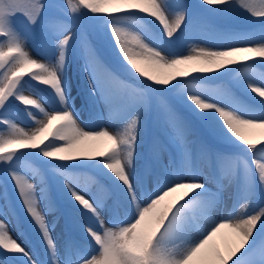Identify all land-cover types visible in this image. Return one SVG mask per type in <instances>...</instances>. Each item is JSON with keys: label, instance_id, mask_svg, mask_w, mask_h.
<instances>
[{"label": "snow or ice", "instance_id": "6c2138e0", "mask_svg": "<svg viewBox=\"0 0 264 264\" xmlns=\"http://www.w3.org/2000/svg\"><path fill=\"white\" fill-rule=\"evenodd\" d=\"M239 4L253 17L260 18L258 36L256 33L232 35L227 39L244 42L247 46H235L233 43L220 49L193 47L190 54L185 55L174 49L171 41H165L164 36L173 37L185 24L186 13L191 19L181 35H188L197 17L193 6L186 0H65L58 4L50 0H0V37H4L0 43V69L8 62L6 71L0 73L3 77L0 79V125H6L9 129L0 133V185L5 186L4 194L0 197L5 201L0 204V264H51L57 254L50 225L37 201L36 189L28 177L21 174L19 162L28 154L61 161H74L80 156H87L90 160L100 157L96 163L88 165H51L62 178V190L71 205L72 222L99 246L96 250L98 254L80 253L75 264H264V199L257 205L259 211L256 214H249L247 218L230 215L220 222L212 220L210 216L218 201V194L198 179V168L158 176L156 192L147 191L144 179H133L134 173L127 169L132 166L136 152L144 98L148 92L157 89L149 85L148 92L130 93L127 86L107 69L99 52L90 46L85 48L83 54V71L87 74L90 95L98 94L108 107L110 117L119 119L125 126L123 131L115 134L105 126H80L79 116L70 102L65 75L66 62L75 48L77 37L59 17L50 15L53 8L64 11L65 15H68L67 10L71 13H77L81 8L90 10L95 15L89 19L111 26V35L115 38L119 53L132 65L135 73L148 77L156 85L166 86L178 77H188L191 73H210L237 64V57L241 53L264 57V42H256L264 41V0H239ZM199 7L216 14L238 11L233 0H201ZM129 9H139L155 17L159 21L157 27L161 35L147 37L149 42L144 43L138 35L120 27L124 18L122 13ZM17 13H22L30 22L23 31L17 27L21 22ZM101 14H106L107 18ZM83 15L87 16V13ZM72 19L77 17L73 16ZM32 26L41 33L44 54L48 57L46 63L31 57L25 49L24 35L31 31ZM133 43L137 45L135 49L132 48ZM57 52L58 59L55 58ZM134 57L167 71L152 74L141 67ZM240 59L248 60L250 57L242 56ZM258 63L264 66V59ZM25 75L38 82L37 89L39 84L47 86L63 107L45 111L38 99L31 98L38 94L37 91H33L31 96L25 94V84L29 83L23 81ZM241 85L245 90H250L249 95L255 93L260 97L258 100L256 96L251 97L254 103L261 106L259 111L238 104H222L219 100L209 102L202 98L201 91L191 88L182 91L187 101L192 102L190 106L213 133L236 147L240 145L236 144L233 137L248 146L244 152L254 163L255 171L249 166L252 175L246 190L241 193L242 198L247 199L254 192L256 173L260 191L264 193V144L257 148L244 134L247 129L264 128V74H249L242 78ZM177 88L178 85H172V89ZM16 102L37 108L44 114V119L36 120L37 126L33 131L25 132L13 122L16 119L13 111ZM23 111L32 115L27 107ZM178 127L182 133L186 131L182 123ZM48 135L53 139L45 144ZM104 141L109 142L108 145L99 150V145ZM17 148L38 151L20 155L15 150L8 151ZM215 157L218 166L227 158L222 153H216ZM65 167L94 168L107 177L116 194L112 205L108 207L109 223L113 227H106L105 219L100 214L99 209L104 206V201L95 196L89 199L81 194L73 176L62 171ZM185 176L190 179L185 180ZM9 179L14 181L13 187L18 191L23 206L42 233L46 250L51 253L50 260L34 259L29 250L10 234L9 217L14 213L8 203L6 184ZM176 193L180 195L170 200ZM138 195L147 197L149 202L146 207L137 201ZM203 218L209 223L203 229L201 238L193 241L189 233L200 225ZM224 229L235 235L236 243L222 251L214 243V238Z\"/></svg>", "mask_w": 264, "mask_h": 264}, {"label": "rangeland", "instance_id": "374dc122", "mask_svg": "<svg viewBox=\"0 0 264 264\" xmlns=\"http://www.w3.org/2000/svg\"><path fill=\"white\" fill-rule=\"evenodd\" d=\"M191 1L199 4V6L201 4V0H186L189 4ZM233 2L238 11L225 14L231 18L228 22H224L222 15L219 16V14L206 11L205 8L207 6L205 8L193 6V11L197 18L192 22L188 35L183 37L181 35L185 30V25L189 24L191 19L190 15L186 13L185 24L181 25V28L174 33L173 37L164 36V40L171 41L172 47L183 52L185 55L190 54L193 47L220 49L233 43H235V46H247L244 42H234L227 39V37L245 33H256L258 36L260 29L252 28V26H249V23L260 20V18L253 17L250 12L243 9L239 4V0H233ZM17 15L21 21L17 27L23 31L25 26L29 25L30 22L22 13H17ZM50 15L59 17L63 24H67L77 37L75 48L66 62L65 75L69 84V97L72 108L79 116L78 123L81 127L95 125L99 128L105 126L113 134L119 132V130L123 131L124 123L115 117H110L109 109L99 95H90L89 85L86 80L87 74L83 71V54L85 48L90 46L96 49L107 69L114 73L123 85L127 86L130 93L133 91L135 93L148 92V88L137 91L131 84L119 77L88 38L80 19L73 20L72 15H65L64 11L56 8L50 10ZM122 15L124 18L119 26L138 35L144 43L149 42L147 37L161 35L160 28L157 27L159 21L150 13H144L139 9H129L122 13ZM154 20L156 23H152ZM100 28L108 37L107 42L110 48L108 56L112 60L119 58L122 62L128 63L119 53L118 46L115 44V38L111 35V26L104 25L101 22ZM3 41L4 37H0V43ZM256 42L260 43L264 41L257 40ZM24 45L31 57L40 62H48V57L40 52V50H44V43L41 33H39L35 26H32L31 31L24 35ZM136 47L137 45L133 43L132 48L135 49ZM242 56H248L250 59L241 60L240 57ZM55 58L58 59V52ZM134 59H137L141 67L152 74L167 71L157 69L136 57ZM261 59H264V57L253 53H241L237 57L239 61L237 64L228 65L223 69L210 73H195L201 79L194 80L193 78L184 77L185 79L183 81V77H178L166 86L178 85V88L173 90L175 96L191 112H195L198 117L197 111H194L193 107L190 106L192 102L187 101L186 95L182 91L185 88H191L193 91H201L203 93L202 98L207 99L209 102L219 100L222 104H238L242 107L259 111L261 106L254 103L251 97L256 96L257 100L260 97L255 93L249 95L250 90H245L242 87L241 80L249 74H256L257 76L264 74V66L258 63ZM7 66L8 62H5V66L0 69V73L6 71ZM230 69H238L239 71L230 72ZM221 73L225 74L221 75ZM2 78L0 76V79ZM179 80L183 82L179 83ZM23 81H29L24 87L25 94L31 96L33 91H37L38 94L31 96V98L38 99L45 111L51 112L56 107H63L59 104L58 97H55L52 91L47 89V86L39 84L37 89L38 82L31 80L29 75L23 77ZM16 105L13 109L16 113V119L13 122L25 132L33 131L37 126L36 120L44 119V114L39 109L32 106H25L20 102H16ZM25 107L29 109L32 115L23 111ZM200 122L204 125L207 133L202 132L196 127L190 119L178 111L162 94L156 91L148 92V95L144 98L141 126L137 132V147L136 154H134L136 167H134L135 164H132L127 171L134 173V180L135 177L144 179L148 192H156L158 190V176H163L168 172L198 168L200 170L198 179L218 194V201L210 213L212 220L222 222V218L234 215L237 212L239 214L241 213V216L256 214L259 211L257 205L261 199H264V193L260 191L258 173H256L255 180L253 181V194L247 199L241 196V193L246 190L252 175L249 171V166L253 172L255 171L254 163L249 159L247 154L245 155L237 151H230L228 148L219 147V143L228 147H236V145L225 141L219 135L213 133L205 121L201 120ZM180 123L186 128V131L183 133L178 127ZM7 131L9 129L6 125H0V133ZM244 134L246 139L257 145V148L261 144H264V128L247 129ZM52 139L48 135L44 143H50ZM233 140H236V144L242 147L244 146V148L248 147L237 140L236 137H233ZM108 143H106V146ZM106 146H101L99 150H103ZM40 147H43V145ZM20 150L19 152L29 151V149ZM186 153L188 154L187 156ZM216 153H222L227 157L219 166L215 157ZM39 158L47 161L48 169H43L38 163L29 162L28 160L27 162H23L24 164L20 167L22 169L21 174L28 177L29 181L34 185L40 210L44 214L46 222L50 225V233L53 236L57 248L55 260H52L51 264L65 261H71L72 264H75L78 255L83 252H88L93 255L98 254L96 250L99 246L96 245L95 241L82 233L72 222L70 214L71 205L68 203L65 193L62 190V178L60 177V173L53 169L51 165H88L96 163V160L100 159V157H95V159L90 160L87 156H80L74 161H61L56 158ZM221 168L223 169V174H221ZM62 171L68 172L73 176L77 190L81 194L86 195V198L91 199L95 196L104 201V206L99 209L100 214L105 219V226L113 227L109 223L110 214L108 207L112 205L116 194L107 177L98 173L96 169L89 167H65ZM229 174H231V179H229ZM188 179L190 177L185 176V180ZM13 185L14 181L9 179L6 184L8 203L11 204L12 212L14 213V215L10 214L9 217L10 234L23 247L29 250L34 259L50 260L51 253L46 250V242L42 241V233L39 232L38 226L35 225L30 214L27 213L22 199L18 196V191ZM4 191L5 186L0 185V197L3 196ZM179 195L180 193L173 194L169 199H175ZM137 200L142 207H146L149 202L146 196L138 195ZM2 203H5V201L0 199V204ZM133 208H135L134 205ZM218 211L219 213H217ZM208 223L209 221L203 218L200 225L189 233V238L193 241H198L202 236L203 229L207 227ZM214 243L224 251L227 247L235 245L236 237L230 230L224 229L214 238Z\"/></svg>", "mask_w": 264, "mask_h": 264}, {"label": "trees", "instance_id": "16d2710c", "mask_svg": "<svg viewBox=\"0 0 264 264\" xmlns=\"http://www.w3.org/2000/svg\"><path fill=\"white\" fill-rule=\"evenodd\" d=\"M51 3L54 4H58V3H64L65 0H50ZM75 2V0H74ZM192 6H199V4H195L194 1H191L190 3ZM68 11V15H72L77 17V19H80L83 23L84 26V32H86L88 38L91 40V42L94 44V46L100 51V53L102 54V56L105 58L106 62L110 64V66L112 67V69L119 75V77L123 80H125L126 82H128L129 84H131L134 89H136L137 91H142L145 88H148L149 85L152 86V88L157 89V93L162 94L164 97H166L173 105L174 107L180 111L181 113H183L188 119H190L194 125L196 127H198L202 132L207 133L205 131V127L202 124V122H200L201 120L199 119V117L195 114V112H191V110L185 106L182 102H180V100L175 96L174 94V89H172V85L171 86H165V85H156L153 81H151L150 79H148V77H144L142 75H140L139 73H135V69L132 67L131 64L127 63V62H122L119 58H114L113 60L108 56L109 54V44H108V37L107 35H105L100 28V21L97 20H91L88 17L93 16L94 14L91 13L88 9L85 8H81L79 12L77 13H71L70 10ZM83 13H87V16L83 15ZM101 15H105V18L107 17L106 14H101ZM222 15V19L224 20V22H228L229 20H231V18L227 17V15L225 14H219V16ZM67 22H69L67 20ZM232 23V22H231ZM249 26H252V28L255 29H260L261 25H260V20L257 21H252L251 23H249ZM38 29V28H37ZM39 31V29H38ZM40 33V31H39ZM40 52L43 54L44 50H40ZM131 69V70H130ZM27 76V75H25ZM24 76V77H25ZM194 76H198V74L195 73H191L188 77L189 78H193ZM187 77V78H188ZM186 78V77H185ZM183 77V81L185 79ZM182 80H179V83L183 82ZM177 83V84H179ZM219 147L221 148H228L230 151H237L243 154H247L244 152V146H240V147H228L222 143L218 144ZM15 150L17 152V154H22V153H34L37 150H29L26 152H19L21 151L19 148L17 149H9L8 151H13ZM27 160L29 162H34V163H38L43 169H48L47 167V161L45 160H41L38 156L34 155V154H28V155H24L23 158L21 159L20 166H22V164H24L23 162H27Z\"/></svg>", "mask_w": 264, "mask_h": 264}, {"label": "bare ground", "instance_id": "6f19581e", "mask_svg": "<svg viewBox=\"0 0 264 264\" xmlns=\"http://www.w3.org/2000/svg\"><path fill=\"white\" fill-rule=\"evenodd\" d=\"M120 131H121V130H119V132H120ZM106 143H107V141H104L103 143H101V144L99 145V149H100V147L103 146V145L106 146ZM135 154H136V152H135ZM135 160H136V158L133 159V164L136 163ZM166 164H169V163H166ZM134 167H136V164L134 165ZM137 201H138V200H137ZM138 202H139V201H138ZM134 206H135V205H134ZM217 213H219V211H218ZM241 215H242V214H241V213L239 214V212H237L236 214H234V216H241ZM243 217L247 218V216H243ZM64 248H66V247L64 246Z\"/></svg>", "mask_w": 264, "mask_h": 264}]
</instances>
